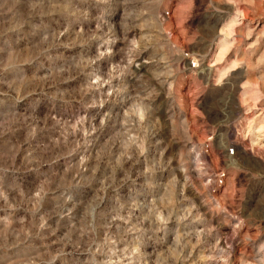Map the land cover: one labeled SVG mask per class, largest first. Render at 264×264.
I'll return each mask as SVG.
<instances>
[{
	"label": "rangeland",
	"instance_id": "rangeland-1",
	"mask_svg": "<svg viewBox=\"0 0 264 264\" xmlns=\"http://www.w3.org/2000/svg\"><path fill=\"white\" fill-rule=\"evenodd\" d=\"M0 264H264V0H0Z\"/></svg>",
	"mask_w": 264,
	"mask_h": 264
}]
</instances>
